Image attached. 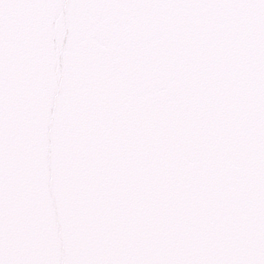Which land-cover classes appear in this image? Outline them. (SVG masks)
<instances>
[{"label":"snow or ice","instance_id":"obj_1","mask_svg":"<svg viewBox=\"0 0 264 264\" xmlns=\"http://www.w3.org/2000/svg\"><path fill=\"white\" fill-rule=\"evenodd\" d=\"M0 264H264V0H0Z\"/></svg>","mask_w":264,"mask_h":264}]
</instances>
